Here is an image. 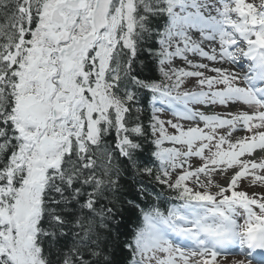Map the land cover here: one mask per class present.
I'll use <instances>...</instances> for the list:
<instances>
[{"label": "snow or ice", "instance_id": "obj_1", "mask_svg": "<svg viewBox=\"0 0 264 264\" xmlns=\"http://www.w3.org/2000/svg\"><path fill=\"white\" fill-rule=\"evenodd\" d=\"M242 181L264 0H0V264H264Z\"/></svg>", "mask_w": 264, "mask_h": 264}, {"label": "rangeland", "instance_id": "obj_2", "mask_svg": "<svg viewBox=\"0 0 264 264\" xmlns=\"http://www.w3.org/2000/svg\"><path fill=\"white\" fill-rule=\"evenodd\" d=\"M177 64L179 65V64H182V62L181 61H177ZM217 179H220V178H217ZM221 182L223 183L224 181L223 180H221ZM246 187V185H244V183H243V181H242V183H241V188L242 189H244ZM256 193H258V192H256ZM243 259V258H242Z\"/></svg>", "mask_w": 264, "mask_h": 264}, {"label": "trees", "instance_id": "obj_3", "mask_svg": "<svg viewBox=\"0 0 264 264\" xmlns=\"http://www.w3.org/2000/svg\"><path fill=\"white\" fill-rule=\"evenodd\" d=\"M134 219H135V218H133V221H130V222H129V224H128L129 227L132 226V223L134 222Z\"/></svg>", "mask_w": 264, "mask_h": 264}]
</instances>
